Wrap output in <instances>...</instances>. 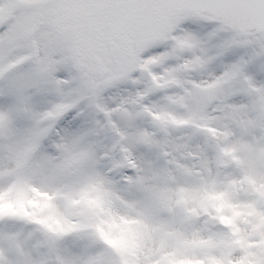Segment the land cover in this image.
<instances>
[{
  "label": "snow or ice",
  "instance_id": "1",
  "mask_svg": "<svg viewBox=\"0 0 264 264\" xmlns=\"http://www.w3.org/2000/svg\"><path fill=\"white\" fill-rule=\"evenodd\" d=\"M0 264H264V0H0Z\"/></svg>",
  "mask_w": 264,
  "mask_h": 264
}]
</instances>
